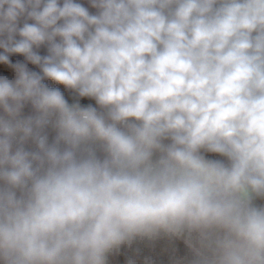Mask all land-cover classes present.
I'll return each instance as SVG.
<instances>
[{
	"label": "clouds",
	"instance_id": "9594fccd",
	"mask_svg": "<svg viewBox=\"0 0 264 264\" xmlns=\"http://www.w3.org/2000/svg\"><path fill=\"white\" fill-rule=\"evenodd\" d=\"M90 4L0 0V264H264V0Z\"/></svg>",
	"mask_w": 264,
	"mask_h": 264
},
{
	"label": "built area",
	"instance_id": "2783aa9c",
	"mask_svg": "<svg viewBox=\"0 0 264 264\" xmlns=\"http://www.w3.org/2000/svg\"><path fill=\"white\" fill-rule=\"evenodd\" d=\"M86 1L87 0H77V2L82 3V4H84ZM25 22L32 23L30 19H27L26 17H21L18 20V27H22ZM19 38L20 37L17 35L16 39H19ZM43 48H44L45 53L47 54V46L43 45ZM35 50L38 52V49H35ZM2 51L3 50L0 49V52ZM10 59L13 62L21 61V62L27 63L29 69L33 71L37 67L36 65H32L30 62H27L23 56H20L17 54H10ZM44 82L47 83L49 86L60 87L61 90L64 92L65 98L69 101V103L79 102L81 106L91 105L93 107H97V109L100 110L99 106L96 104L94 99L89 98V97H79L78 94L70 90L64 89L63 86L54 85L52 81L46 80ZM0 114H2V110H0ZM22 114L24 116L33 115L34 110L33 109L23 110ZM46 132L48 134L49 143H51L54 139L55 133L53 132L51 128L46 129ZM24 147L26 148V150H30V151L37 150L36 145L31 140L27 141L24 144ZM98 155H100L102 158V153H98ZM211 156L213 157V159L226 161V158L223 156H220L219 154L211 153ZM257 205H264V200H260ZM135 247L137 246H134L133 248H127V247L122 248L120 253L114 256H111L109 258V264H128L129 259H137V264H141L144 256H151L152 260L154 261V264H169L170 258L172 256L171 249H166L163 242H161L155 249H152V250L145 249L142 246H139L142 248V251L139 257H137L135 253ZM176 248H177L176 258L178 259L180 256H183L185 254L186 249L182 242H177Z\"/></svg>",
	"mask_w": 264,
	"mask_h": 264
},
{
	"label": "trees",
	"instance_id": "16d2710c",
	"mask_svg": "<svg viewBox=\"0 0 264 264\" xmlns=\"http://www.w3.org/2000/svg\"><path fill=\"white\" fill-rule=\"evenodd\" d=\"M84 6L88 7L89 12H90L91 14H97V13H98V9L93 8V7L91 6V4H90V0H87V1L84 3ZM166 142H168V141H166ZM203 154L205 155L206 158H208V159H213V157L211 156V153L204 152ZM260 200H261V199H257V200L255 201V203L258 204V202H259Z\"/></svg>",
	"mask_w": 264,
	"mask_h": 264
},
{
	"label": "water",
	"instance_id": "95a60500",
	"mask_svg": "<svg viewBox=\"0 0 264 264\" xmlns=\"http://www.w3.org/2000/svg\"><path fill=\"white\" fill-rule=\"evenodd\" d=\"M61 3H62V0H61ZM32 21V20H31ZM32 23H34V21H32ZM38 53L40 54V55H47L46 53H45V51H44V48H43V46H41L39 49H38ZM34 71H37V72H39L40 71V69H39V66H37L35 69H34ZM23 110H32V108H31V105L29 104V105H27Z\"/></svg>",
	"mask_w": 264,
	"mask_h": 264
}]
</instances>
